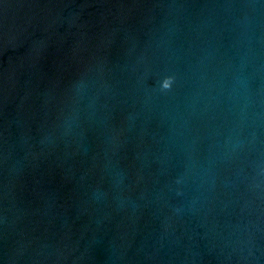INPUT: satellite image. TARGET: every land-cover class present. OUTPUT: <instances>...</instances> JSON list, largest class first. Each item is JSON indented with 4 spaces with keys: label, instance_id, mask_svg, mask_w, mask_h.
Listing matches in <instances>:
<instances>
[{
    "label": "water",
    "instance_id": "obj_1",
    "mask_svg": "<svg viewBox=\"0 0 264 264\" xmlns=\"http://www.w3.org/2000/svg\"><path fill=\"white\" fill-rule=\"evenodd\" d=\"M0 264H264V0H0Z\"/></svg>",
    "mask_w": 264,
    "mask_h": 264
},
{
    "label": "clouds",
    "instance_id": "obj_2",
    "mask_svg": "<svg viewBox=\"0 0 264 264\" xmlns=\"http://www.w3.org/2000/svg\"><path fill=\"white\" fill-rule=\"evenodd\" d=\"M173 77L171 76H167L165 77L160 84V87L162 90H167L170 89L172 87V83H173Z\"/></svg>",
    "mask_w": 264,
    "mask_h": 264
}]
</instances>
